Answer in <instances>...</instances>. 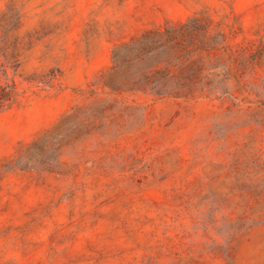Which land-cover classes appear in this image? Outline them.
<instances>
[{
	"label": "rangeland",
	"instance_id": "374dc122",
	"mask_svg": "<svg viewBox=\"0 0 264 264\" xmlns=\"http://www.w3.org/2000/svg\"><path fill=\"white\" fill-rule=\"evenodd\" d=\"M0 264H264V0H0Z\"/></svg>",
	"mask_w": 264,
	"mask_h": 264
}]
</instances>
